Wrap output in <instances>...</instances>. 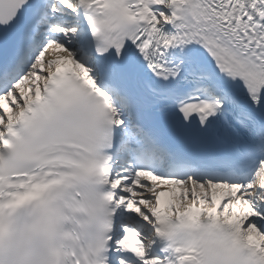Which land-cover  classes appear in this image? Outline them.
<instances>
[{
    "label": "snow or ice",
    "instance_id": "6c2138e0",
    "mask_svg": "<svg viewBox=\"0 0 264 264\" xmlns=\"http://www.w3.org/2000/svg\"><path fill=\"white\" fill-rule=\"evenodd\" d=\"M0 264H264V0H0Z\"/></svg>",
    "mask_w": 264,
    "mask_h": 264
}]
</instances>
